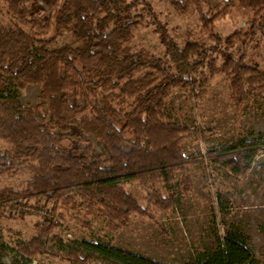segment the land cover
I'll list each match as a JSON object with an SVG mask.
<instances>
[{"label": "trees", "instance_id": "1", "mask_svg": "<svg viewBox=\"0 0 264 264\" xmlns=\"http://www.w3.org/2000/svg\"><path fill=\"white\" fill-rule=\"evenodd\" d=\"M0 0V178L28 176L21 188L0 190V239L4 221L44 213L36 234L15 248L13 264H31L40 256L65 258L71 264H165L143 254L116 247L111 241H65L58 234L64 212L77 210L107 221L112 231L128 225L133 215L154 219L148 208L125 190L128 184L161 188L154 206L175 208L192 187L191 166L200 160L187 157L189 139H207L199 127L170 121L167 103L175 91L206 98L211 74L225 73L234 106L242 108L255 91L264 90V70L230 53L208 55L198 42L178 44L164 32L163 57L132 47L144 15L130 0ZM179 13H195L216 44L232 48L257 32L264 34V0H171ZM237 6L254 13L244 31L227 37L214 32L219 18ZM67 33L71 42L58 47ZM216 51L217 47L213 48ZM210 58V60H209ZM38 85L49 103L52 120L40 107L24 105L18 88ZM105 144L103 159L89 142ZM264 153V134L249 133L222 142L209 153L213 163L245 179ZM248 238L228 231L215 249L199 251L185 264H257L247 247ZM7 247H0L6 264ZM67 253L66 257L62 255ZM18 257H21L19 259Z\"/></svg>", "mask_w": 264, "mask_h": 264}, {"label": "rangeland", "instance_id": "2", "mask_svg": "<svg viewBox=\"0 0 264 264\" xmlns=\"http://www.w3.org/2000/svg\"><path fill=\"white\" fill-rule=\"evenodd\" d=\"M170 1H137L134 11L142 13L144 17L132 43L134 49H147L154 55L163 57L165 47L161 42V35L165 32L178 44L198 42L206 46L208 55L213 58L220 57L216 62L218 68L223 64L222 54L228 52L236 59L243 55L242 59L246 63L264 70L263 33L257 32L245 44L236 41L234 47L228 49L213 41L209 33L204 31L195 13H179ZM208 1L212 8L223 4L222 0ZM38 4L46 15L51 13L44 1L39 0ZM253 18V12L237 6L216 21L214 32L222 37L230 36L236 31L245 32L248 27L246 23ZM0 23L12 28L7 17L0 16ZM70 42V35L64 33L57 40V46L62 47ZM216 47L217 51L213 49ZM210 76L206 98L197 100L190 97V94L177 90L167 103V116L170 121L199 127L210 133L209 140L195 138L186 140L184 144L185 155L195 156L200 160L190 168V193L184 194L175 208L161 211L154 206L157 197L168 195L161 186L152 188L137 183L128 184L125 190L133 194L142 207L148 208L154 219L133 215L128 225L112 231L106 220L80 211L78 205L77 210L64 212L63 219L58 220L60 228L57 234L63 240H95L102 237L116 247L143 254L165 264H185L199 251L215 249L228 231H238L248 238L247 247L257 259V264H264V153L259 156L245 179L224 171L208 155L222 142L231 138L249 133L264 134V90L255 91L242 108H237L231 99L230 80L226 74L210 73ZM16 92L24 105L40 107L48 120H52L49 103L42 98L38 85L18 88ZM89 142L103 159L110 158L104 143L94 138H89ZM4 148V143H0V150ZM28 178L27 175L20 174L1 177L0 190L5 187L21 188ZM46 216L44 213L30 212L24 219L18 217L4 221L0 247H7L10 251L6 264H13L18 243L32 239L36 234V225ZM62 255L66 257L67 253ZM31 264L71 262L65 258L40 256Z\"/></svg>", "mask_w": 264, "mask_h": 264}]
</instances>
